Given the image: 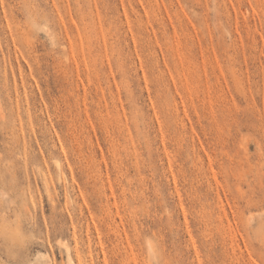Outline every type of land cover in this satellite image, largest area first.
<instances>
[{
  "label": "rangeland",
  "instance_id": "1",
  "mask_svg": "<svg viewBox=\"0 0 264 264\" xmlns=\"http://www.w3.org/2000/svg\"><path fill=\"white\" fill-rule=\"evenodd\" d=\"M15 260L264 264V0H0Z\"/></svg>",
  "mask_w": 264,
  "mask_h": 264
},
{
  "label": "snow or ice",
  "instance_id": "2",
  "mask_svg": "<svg viewBox=\"0 0 264 264\" xmlns=\"http://www.w3.org/2000/svg\"><path fill=\"white\" fill-rule=\"evenodd\" d=\"M9 264H28V261H25V260H15V261H9Z\"/></svg>",
  "mask_w": 264,
  "mask_h": 264
},
{
  "label": "bare ground",
  "instance_id": "3",
  "mask_svg": "<svg viewBox=\"0 0 264 264\" xmlns=\"http://www.w3.org/2000/svg\"><path fill=\"white\" fill-rule=\"evenodd\" d=\"M77 254V253H76ZM79 258H80V256H79Z\"/></svg>",
  "mask_w": 264,
  "mask_h": 264
}]
</instances>
